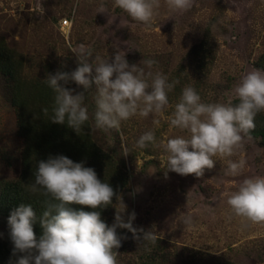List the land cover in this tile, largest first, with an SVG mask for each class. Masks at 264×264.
<instances>
[{
	"label": "rangeland",
	"instance_id": "1",
	"mask_svg": "<svg viewBox=\"0 0 264 264\" xmlns=\"http://www.w3.org/2000/svg\"><path fill=\"white\" fill-rule=\"evenodd\" d=\"M101 6L107 12H98ZM64 19L69 24L63 27ZM207 28L211 50L199 64L192 48ZM0 38L20 53L26 78L75 70L72 49L83 45L93 50V59L112 58L118 46L130 65L151 59L156 62L153 72L163 73L170 83L179 81L160 116H133L121 122L119 131L95 129L91 123L93 139L126 171V184L118 192L126 205L125 218L134 211L133 226L156 235L155 243L142 242L117 228V264H264V224L244 225L229 218L226 204V194L244 178L264 176V147L258 138L245 137L242 149L231 157L246 161L243 173L235 177L224 174V160H217L202 177L179 175L167 170L163 149H142L136 143L149 130L157 143L187 135L168 123L184 87H193L204 103H227L240 78L259 69L254 62L264 52V0H193L183 13L169 12L161 0L148 25L132 20L113 0H0ZM69 86L73 94L83 90L74 81ZM94 96L95 89L89 90L88 98L95 103ZM154 119L160 120L158 126ZM22 145L16 109L0 72V189L19 175ZM115 211L110 205L101 217L109 226ZM179 213H192L195 227L181 225ZM6 224L0 214V235ZM161 253L166 254L163 260Z\"/></svg>",
	"mask_w": 264,
	"mask_h": 264
},
{
	"label": "clouds",
	"instance_id": "2",
	"mask_svg": "<svg viewBox=\"0 0 264 264\" xmlns=\"http://www.w3.org/2000/svg\"><path fill=\"white\" fill-rule=\"evenodd\" d=\"M113 3L132 20L145 25L154 21L161 7V0H113ZM164 5L171 13H183L191 9L193 0H164ZM98 12L107 11L101 6ZM114 48L112 58L93 59V50L81 45L72 49L77 59L75 70L47 75L45 82L55 94L52 123L66 124L79 134L90 119L84 100L91 89H95L92 117L95 129L119 131L121 122L133 116L163 114L169 106L168 93L179 81L170 83L163 73L153 72L156 62L151 59L130 65L125 53L118 46ZM69 81L82 86L83 91L73 94V89L64 86ZM43 111L48 114L47 108ZM261 112H264V70L255 69L240 78L227 103H204L193 87H184L168 123L187 135L157 143L154 131L149 130L136 143L142 149L149 145L163 149L167 154V170L179 175L202 177L206 169L215 167L217 160H224L227 162L224 174L235 177L243 173L246 161L243 158L234 161L231 157L242 149L245 137L251 138L256 128L255 117ZM153 123L158 126L160 120L154 119ZM32 175L34 181L26 190L47 197L50 202L39 217L25 203L10 212L9 234L13 255L20 254L18 264H117V250L121 247L117 228L127 229L137 241L156 242L153 231L133 226L134 211L125 218L122 197L98 178L94 168L86 167L84 161L74 162L65 155L50 154L47 159L37 161ZM114 197L123 207L113 204ZM226 204L229 218H238L244 225L264 224V176L244 178L235 191L226 194ZM109 205L116 209L111 226L97 210ZM178 220L189 230L195 227L192 213H179ZM37 222L41 228L38 237L33 227Z\"/></svg>",
	"mask_w": 264,
	"mask_h": 264
},
{
	"label": "trees",
	"instance_id": "3",
	"mask_svg": "<svg viewBox=\"0 0 264 264\" xmlns=\"http://www.w3.org/2000/svg\"><path fill=\"white\" fill-rule=\"evenodd\" d=\"M210 45V33L207 28L203 39L192 48L193 55L199 59V64L209 56ZM254 65L264 70V52L258 56ZM22 69L23 59L20 53L0 38V72L7 81L10 101L16 109L18 118V133L23 139L20 173L15 179L5 181L0 189V214L7 218L6 227L0 235V264H18L20 255H13L12 252L13 244L8 227L10 212L20 203H25L30 204L39 217L50 202L49 198L26 190L34 181L32 173L36 169L38 160L47 159L50 154L53 156L62 154L74 162L84 161L85 166L94 168L98 178L109 183L116 193L127 181L126 171L121 168L118 160L92 137L91 123H93L95 103L88 98V92L85 94L84 106L87 107L90 119L77 134L66 124L50 121L55 94L45 82L47 76L26 78ZM60 83L64 84L63 81ZM64 86L70 88L69 82ZM232 102L236 103V101ZM45 108L48 109L47 115L43 111ZM255 124L256 128L251 132V136L258 138L260 145L264 147V112L257 114ZM109 206L97 209L101 217L108 211ZM72 207H83L85 211L92 210L80 205H72ZM33 227L38 237L41 234L39 223L37 222ZM164 257L166 254L161 253V260Z\"/></svg>",
	"mask_w": 264,
	"mask_h": 264
},
{
	"label": "built area",
	"instance_id": "4",
	"mask_svg": "<svg viewBox=\"0 0 264 264\" xmlns=\"http://www.w3.org/2000/svg\"><path fill=\"white\" fill-rule=\"evenodd\" d=\"M69 24V20L68 19H64L63 21H62V24H61V26H66V25H68Z\"/></svg>",
	"mask_w": 264,
	"mask_h": 264
}]
</instances>
